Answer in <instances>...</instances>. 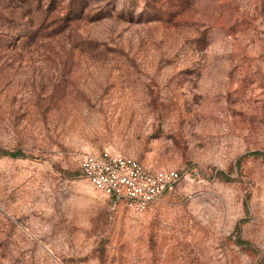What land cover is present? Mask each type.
<instances>
[{"label":"rangeland","instance_id":"374dc122","mask_svg":"<svg viewBox=\"0 0 264 264\" xmlns=\"http://www.w3.org/2000/svg\"><path fill=\"white\" fill-rule=\"evenodd\" d=\"M104 149L179 182L135 212ZM0 264H264V0H0Z\"/></svg>","mask_w":264,"mask_h":264},{"label":"built area","instance_id":"2783aa9c","mask_svg":"<svg viewBox=\"0 0 264 264\" xmlns=\"http://www.w3.org/2000/svg\"><path fill=\"white\" fill-rule=\"evenodd\" d=\"M79 169L89 184L135 211L143 212L179 181L173 168H155L119 151L94 150L79 158Z\"/></svg>","mask_w":264,"mask_h":264},{"label":"crops","instance_id":"0c3cea01","mask_svg":"<svg viewBox=\"0 0 264 264\" xmlns=\"http://www.w3.org/2000/svg\"><path fill=\"white\" fill-rule=\"evenodd\" d=\"M178 182H179V181H178ZM178 182H177V183H178ZM88 183H89V182H88ZM177 183H176V184H177ZM176 184H175V185H176ZM175 185H174V186H175ZM174 186H173V187H174ZM93 189H94V188H93ZM172 189H173V188H172ZM172 189H171V190H172ZM95 190H96V189H95ZM96 191H97V190H96ZM169 191H170V190H166L164 193L169 192ZM99 193H101V192H99ZM164 193H163V194H164ZM101 194H102V193H101ZM163 194L161 195V197L163 196ZM103 195H104V194H103ZM105 196H107V195H105ZM107 197H110V198L113 199V200H117L116 198H114V197H112V196H107ZM161 197H160V198H161ZM118 201H120V200H118Z\"/></svg>","mask_w":264,"mask_h":264},{"label":"trees","instance_id":"16d2710c","mask_svg":"<svg viewBox=\"0 0 264 264\" xmlns=\"http://www.w3.org/2000/svg\"><path fill=\"white\" fill-rule=\"evenodd\" d=\"M11 155H16L17 154V152H15V153H10ZM81 172V171H80Z\"/></svg>","mask_w":264,"mask_h":264}]
</instances>
